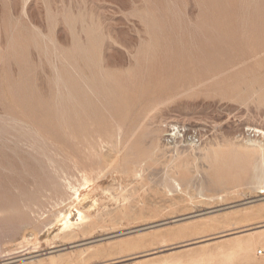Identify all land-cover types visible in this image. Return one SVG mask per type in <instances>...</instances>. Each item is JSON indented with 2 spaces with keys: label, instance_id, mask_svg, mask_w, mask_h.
<instances>
[{
  "label": "rangeland",
  "instance_id": "rangeland-1",
  "mask_svg": "<svg viewBox=\"0 0 264 264\" xmlns=\"http://www.w3.org/2000/svg\"><path fill=\"white\" fill-rule=\"evenodd\" d=\"M0 28V264H264V0H0Z\"/></svg>",
  "mask_w": 264,
  "mask_h": 264
},
{
  "label": "bare ground",
  "instance_id": "bare-ground-1",
  "mask_svg": "<svg viewBox=\"0 0 264 264\" xmlns=\"http://www.w3.org/2000/svg\"><path fill=\"white\" fill-rule=\"evenodd\" d=\"M0 29H1V28H0ZM7 29H8V28H7ZM2 31H3V30H2ZM9 31H10V30H9ZM0 32H1V31H0ZM1 34L3 35V32H2ZM9 35H10V32H9ZM4 36H6V35H4ZM10 36H12V35H10ZM3 38H4V37H3ZM5 38H7V37H5ZM8 39H9V38H8ZM8 39H7V40H8ZM10 39H11V38H10ZM2 41H4V40H2ZM2 41H1V42H2ZM5 41H6V40H5ZM8 42H9V41H8ZM5 43H6V42H5ZM5 43H4V44H5ZM7 44H8V43H7ZM9 45H11V43H10ZM3 46H4V45H3ZM6 46H7V45H6ZM0 47H1V46H0ZM7 47H8V46H7ZM10 47H11V46H10ZM10 47H9V48H10ZM12 47H13V46H12ZM4 48H5V47H4ZM13 48H14V47H13ZM6 49H7V48H6ZM0 50H1V49H0ZM2 50H3V49H2ZM3 51H4V50H3ZM3 51H2V52H3ZM2 52H1V53H2ZM4 52H5V51H4ZM6 52H7V51H6ZM6 52H5V53H6ZM8 53H10V52H8ZM11 55H12V54H11ZM3 57L6 58V59L9 58L8 56H4V55H3ZM0 62H1V61H0ZM2 62H3V61H2ZM91 63H92V62H91ZM78 76H79V75H78ZM78 78H81V77H78ZM80 80H81V79H80ZM95 80H96V79H95ZM99 80H100V78H99ZM99 80H96V84H98ZM101 80H102V79H101ZM103 80H104V79H103ZM103 80H102V82H103ZM77 81H79V80H77ZM81 81H82V80H81ZM108 81H109V80H108ZM115 81H116V80H115ZM115 81H113V82H115ZM92 82H93V81H92ZM100 82H101V81H100ZM100 82H99V83H100ZM104 82H106V84H108L107 81L104 80ZM113 82H110V83H113ZM89 83H91V82H89ZM89 83H88V84H89ZM94 83H95V81H94ZM118 83H119L120 85L123 84V83H121V82H117V84H118ZM75 84H76V83H75ZM78 84H79V82H78ZM80 84L83 86L82 83H80ZM86 84H87V82L84 80V85H86ZM88 84H87V85H88ZM96 84H95V85H96ZM101 84H102V83H100V85H101ZM106 84H104V86H105ZM115 84H116V83H115ZM87 85H86V86H87ZM91 85H93L92 87H94V84L91 83ZM98 85H99V84H98ZM98 85H97V86H98ZM109 85L111 86L112 84H109ZM89 86H90V85L87 86L88 89H89V88L91 89V87H89ZM101 86H102V88H101V90H102V89H103V84H102ZM101 86H99V87H101ZM112 86H113V85H112ZM118 86H119V85H117V86L114 85L115 88H116V87L118 88ZM121 86H122V85H121ZM95 87H96V86H95ZM114 87H113L112 89H115ZM74 88L77 89L76 86H74ZM83 88H85V87L83 86ZM107 88H109V87L106 86V89H107ZM120 88H121V87H120ZM81 89H82V87H81ZM85 89H86V88H85ZM92 89H94V88H92ZM92 89H91V91H92ZM104 89H105V88H104ZM109 89H110V88H109ZM82 90H83V89H82ZM110 90H111V89H110ZM115 90H116V89H115ZM115 90H114V91H115ZM78 91L80 92V89H78L77 92H78ZM111 91H113V90H111ZM114 91L111 92V93H114ZM75 92H76V91H75ZM75 92H74V93H75ZM77 92H76V93H77ZM88 92H89V90H88ZM103 92H104V91H103ZM108 92H109V90H108ZM76 93H75V94H76ZM106 94H108V93H106ZM116 94H117V92H116ZM76 95H77V94H76ZM79 95H80V94H79ZM81 95H83V94L81 93ZM74 97H75V96H74ZM77 97H78V95H77ZM79 97H80V96H79ZM83 97H86V96H82V97H81V100H84V99H85V98H83ZM86 98H87V97H86ZM75 99H76V98H75ZM77 99H78V98H77ZM77 101H78V100H76L75 102H77ZM78 102L80 103V100H79ZM78 102H77V103H78ZM86 102H87V101H86ZM86 102L84 101V104H85ZM79 103H78V104H79ZM88 103H89V102H88ZM88 103H87V104H88ZM81 104H82V102H81ZM81 104H80V106H81ZM84 104H83V105H84ZM89 104H90V103H89ZM75 105H77V104L75 103ZM75 107H76V106H75ZM75 107H74V109H75ZM77 107H78V109H80L78 105H77ZM83 107H86V106H81V108H83ZM86 108H88V106H87ZM89 108H90V107H89ZM89 108H88V110H89ZM74 109H73V111H74ZM83 109H85V108H83ZM80 110H82V109H80ZM86 110H87V109H86ZM76 111H77V110H76ZM76 111H75V112H76ZM78 112L81 113V111H79V110H78ZM78 112H76V114H77ZM84 113H85V112H84ZM89 113H90V112H89ZM85 114H86V113H85ZM79 115H80V114H79ZM89 115H90V114H89ZM80 116H82V115H80ZM90 116H91V115H90ZM77 117H78V116H77ZM82 118H83V117H82ZM82 118H81V119H82ZM84 119H85V118H84ZM76 120H77V119H76ZM79 120H80V118H79ZM77 124H78V123H77ZM77 124H76V125H77ZM86 124H87V123H86ZM76 125H75V126H76ZM78 130H79V129H78ZM249 130H251V131L254 132L255 134H256V133L259 134V136H260V135L264 136V131H262L261 129H258V128L255 127V128H250ZM253 135H254V134H253ZM34 139H35V138H34ZM34 141H35V140H34ZM260 146H261V145H260ZM256 147H257V146H256ZM253 148H255L254 143H253V147L251 148L252 150H250V149H249V150H250V151H253ZM247 150H248V149H247ZM247 150H246V152H247ZM256 150H257V149H256ZM254 151H255V150H254ZM248 152H249V151H248ZM258 153H259V152H258ZM244 154H245V153H244ZM246 154L248 155L249 153H246ZM252 154H254V153H252ZM214 155H216V154L214 153ZM219 155H221V154L219 153ZM222 155H223V154H222ZM212 156H213V155H212ZM249 157H250V156H249ZM214 158H215V156H214ZM209 159H210V157H209ZM229 160H230V158H229ZM234 160H235V159H234ZM241 160H242V159H241ZM243 160H244V159H243ZM245 160H246V159H245ZM215 161H216V160H215ZM217 161H218V159H217ZM220 161H222V160L220 159ZM232 162H233V161H232ZM235 162H236V161H234V163H235ZM239 162H240V161H239ZM257 162H258V161H257ZM223 163H224V162H223ZM243 163H245V161H244ZM245 164H246V163H245ZM232 165L234 166L235 164H232ZM242 165H243V164H242ZM246 165H247V164H246ZM233 166H232V167H233ZM220 167H221V165H220ZM229 167H230V166H229ZM235 167H237V163H236V166H235ZM238 167H239V165H238ZM238 167H237V168H238ZM237 168H236V170H237ZM244 168H245V167H244ZM220 169H221V168H220ZM232 169H233V168H231L230 170H232ZM239 169H240V168H238V170H239ZM91 170H92V169H91ZM227 170H228V168L226 169V171H227ZM256 170H258V169H256ZM211 171H212V170H211ZM94 172H95V171H94ZM99 172H100V171H99ZM209 172H210V171H209ZM231 172H232V171H231ZM211 173H212V172H211ZM239 173H240V171H239ZM259 173H260V174H257V173L254 174L253 178L251 179L252 182L257 183V182L260 180V175H261V176H264V166H263L261 169H259ZM212 174H213V173H212ZM242 174H243V173H242ZM240 175H241V173H240ZM240 175H239V176H240ZM207 176H208V175H207ZM211 176H212V175H211ZM215 185H216V184H215ZM260 187H261V186H260ZM256 188H257V187H256ZM261 188L263 189V191L260 192V193H261V195L264 196V187H261ZM75 195H76V194H75ZM76 196H77V195H76ZM263 196H262V197H263ZM263 200H264V199H263ZM227 205H228V204H227ZM230 206H231V205H230ZM232 206H233V205H232ZM235 213H236V212H235ZM70 216H71V213L66 214V215H61V217H60V218H61V221H60V222H62V223H61V226H62L61 229H62V230H60V231H62V232L65 233L66 235H71V236H72L71 228H72L74 225H73V224L71 223V221H70ZM78 216H79V217L82 216L81 212H79V211H78ZM186 217H187V216H186ZM184 220H185V219H184ZM173 222H174V221H173ZM208 222H209V221H208ZM207 225H208V224H207ZM211 225H212V224H211ZM221 225H222V224H221ZM204 227H205V226H204ZM192 228H193V227H192ZM257 228H264V225L258 226ZM181 229H182V228H181ZM245 230H246V229H245ZM233 232H234V231H233ZM181 234H182V233H181ZM203 234H204V233H203ZM205 234H206V233H205ZM233 234H236V233H233ZM246 234H247V233H246ZM217 235H218V234H217ZM223 236H226V235L223 234V235H221L220 237H223ZM68 237H70V236H68ZM213 237H214V236H213ZM236 237H237V236H236ZM226 238H227V237H226ZM235 239H236V241H237V238H235ZM207 240H209V239H205V240H203V241H207ZM133 241H134V240H133ZM203 241H201V242H203ZM228 245H230V244H228ZM128 246H129V245H128ZM72 247H74V246H72ZM185 247H186V246H185ZM222 247H223V246H222ZM226 247H227V246H226ZM237 247H238V245H237ZM248 247H249V246H248ZM203 249H204V248H203ZM80 250H81V249H80ZM249 250H250V249H249ZM82 251H83V250H82ZM90 251H91V249H90ZM80 253L82 254V252H80ZM83 254H84V253H83ZM85 254H86V252H85ZM85 254H84V255H85ZM242 254L244 255V253H242ZM243 255H241V256H242V257H241L242 259L245 257V256H243ZM217 256H218V255H217ZM224 256H225V255H224ZM248 256H249V255H248ZM248 256H246V258H248ZM82 257H83V256H82ZM232 257H233V256H232ZM78 258H79V257H78ZM236 258H237V257H236ZM246 258H245V259H246ZM13 259H14V258H13ZM153 259H154V258H153ZM249 259H250V258H249ZM7 260H8V259H7ZM252 260H253V259H252ZM241 261H242V260H241ZM246 261H247V260H246ZM145 262H146V261H145ZM242 262H243V261H242ZM244 262H245V261H244ZM152 263H153V262H152Z\"/></svg>",
  "mask_w": 264,
  "mask_h": 264
},
{
  "label": "built area",
  "instance_id": "built-area-1",
  "mask_svg": "<svg viewBox=\"0 0 264 264\" xmlns=\"http://www.w3.org/2000/svg\"><path fill=\"white\" fill-rule=\"evenodd\" d=\"M164 144L166 146L179 145L182 148H196L200 144V135L196 130L184 125H172L166 129ZM261 254V253H259Z\"/></svg>",
  "mask_w": 264,
  "mask_h": 264
}]
</instances>
